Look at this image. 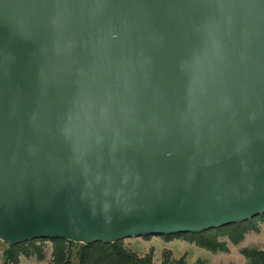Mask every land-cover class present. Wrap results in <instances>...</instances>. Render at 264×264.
<instances>
[{"label":"water","instance_id":"water-1","mask_svg":"<svg viewBox=\"0 0 264 264\" xmlns=\"http://www.w3.org/2000/svg\"><path fill=\"white\" fill-rule=\"evenodd\" d=\"M263 213L264 0H0L1 242Z\"/></svg>","mask_w":264,"mask_h":264},{"label":"trees","instance_id":"trees-1","mask_svg":"<svg viewBox=\"0 0 264 264\" xmlns=\"http://www.w3.org/2000/svg\"><path fill=\"white\" fill-rule=\"evenodd\" d=\"M256 219L264 223V213L243 222L215 229L197 233L161 236L164 238L174 236L187 237L188 240L193 241L195 245L204 250L210 252L226 251L227 248L225 247V243L219 240L220 238L218 236L222 235V237L227 238L233 244H237L242 239L243 234L248 231L256 232L258 230V226L256 224L254 225ZM43 240L45 239H34L15 245L6 244L5 264L16 263L19 253H28L30 251L38 253L40 248L35 242ZM49 241L51 243V264H153L148 255L139 257L131 250L123 248L121 246V240H116L111 243L93 242L89 244L76 243L61 238H54ZM239 252L246 259V264H264V251L260 248L242 247L239 249ZM160 264H183V262L180 259H164ZM194 264H201V262L197 260Z\"/></svg>","mask_w":264,"mask_h":264},{"label":"rangeland","instance_id":"rangeland-1","mask_svg":"<svg viewBox=\"0 0 264 264\" xmlns=\"http://www.w3.org/2000/svg\"><path fill=\"white\" fill-rule=\"evenodd\" d=\"M261 220H255L257 231H248L242 239L233 244L227 238L219 235V240L225 243L226 251L210 252L204 250L187 237L174 236L164 238L162 236L130 237L121 239V246L131 250L139 257L148 255L153 264H160L164 259L182 260L183 264H194L197 260L201 264H246V259L239 252L242 247H256L264 251V225L260 227ZM40 251L35 253H19L14 264H51V243L49 240L35 242ZM75 249V247H74ZM7 246L0 241V264H5ZM74 252L73 250H71ZM168 253V254H166ZM11 264V263H9Z\"/></svg>","mask_w":264,"mask_h":264},{"label":"crops","instance_id":"crops-1","mask_svg":"<svg viewBox=\"0 0 264 264\" xmlns=\"http://www.w3.org/2000/svg\"><path fill=\"white\" fill-rule=\"evenodd\" d=\"M262 225H264V223H261V224H260V227H262Z\"/></svg>","mask_w":264,"mask_h":264}]
</instances>
